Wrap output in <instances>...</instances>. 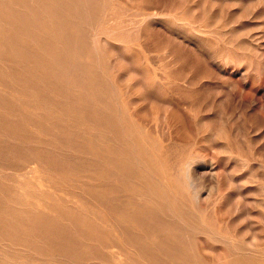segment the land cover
<instances>
[{"label":"rangeland","instance_id":"1","mask_svg":"<svg viewBox=\"0 0 264 264\" xmlns=\"http://www.w3.org/2000/svg\"><path fill=\"white\" fill-rule=\"evenodd\" d=\"M57 1L60 3L57 2L50 9L61 23L55 38L51 30L43 31L34 24H40L39 20L32 22L31 15L42 10L37 6V0H20L19 5L14 7L15 12L26 18L28 24L25 26L26 33L19 37L18 43L23 52L19 55L28 57L24 55L25 52L31 53L29 57L35 63L26 64L18 58V61L7 62L5 56L0 55V70L3 72L0 75V228L8 235L14 232L20 236L29 233V228L36 225L34 217L48 220L58 225L60 230V243H51L56 245L51 247L54 263L103 264L99 261L103 256L99 254L98 244H110V240L116 239L115 236L99 237V243L86 241V237L78 233L80 225L77 224L82 222L83 217L73 212L77 210L91 218L100 212L98 187L101 183L97 156L101 148L98 113L102 104L105 105L108 132L112 138L110 145L115 154L110 173L113 169L115 171L103 183L108 187V207L119 208L116 210L118 215H131L132 219L135 218V225L143 227L144 221L148 218L151 220L157 214L153 206L151 212L146 210V201L137 200L140 194L138 181L128 179L138 174L136 163L144 145L135 144L145 136V142L147 139L152 146V142L165 141L169 144L170 140H176L175 146H170L173 153L201 142L199 145L207 148L204 155L209 158H213L218 153L219 145H222L225 153L218 155L220 160L231 168L244 169L245 181L255 182L248 186L263 203V207L255 213L264 216V0ZM90 1H93L92 6ZM10 9L13 10L10 7L9 12ZM50 20L49 17L46 22ZM8 23L18 25L13 21ZM1 25H4L3 22ZM67 30L79 42L77 49L70 47L62 37ZM32 38L37 42H32ZM41 45H48L58 55L64 51L67 56L52 61L42 55ZM66 49H73L72 53L68 54ZM61 60L64 61L60 65ZM64 72L70 77L64 79ZM156 113L159 128L154 131L152 122ZM167 122L172 128L168 129L165 125ZM123 126L129 127L132 136L120 133ZM142 128L148 130L142 131ZM147 131L151 135H146ZM205 140L209 143H205ZM110 145L108 150L111 149ZM253 148L259 150L257 159L252 155ZM193 150L197 151V148ZM36 157L43 162L39 160L40 169L37 165H31L38 171L30 175L26 173L27 169L18 171ZM164 161L167 162L166 157ZM43 165L51 166L56 172H43ZM250 166L258 171H249ZM254 174L258 179L255 180ZM41 183L42 187L37 186ZM210 184L209 180H205L206 187ZM130 186L131 189L128 188ZM39 188L45 193L37 195ZM129 189L132 193L128 192ZM127 193L133 194L134 207L127 205ZM26 194L37 196L40 206L50 207L57 213L65 212L69 217L64 214L60 220L46 209L45 212L50 215L41 213V208L30 202ZM57 195L62 198L55 199L59 198ZM206 215L201 225L207 226V230L216 231L215 223L209 214ZM175 222L169 224L173 226L168 225V230L173 228L174 234L199 232L197 222L196 225L193 222L189 225ZM146 225H149V232L136 231L134 246L137 251L144 252L124 247L121 251L123 256L120 257L123 264H146V242L142 241L147 239L152 242L157 237L156 224ZM169 238H164L167 244L161 241L153 246L158 250L155 252L157 255H191L199 260L206 255L201 240L194 239L191 244L190 241L182 240L184 242L181 243L178 238ZM20 244L10 237L1 236V260L5 258L4 262L8 264H31L36 258H51L45 254L36 255V251ZM63 248L67 251H62ZM166 250L171 253L167 255ZM216 255H222V252L217 251L214 253ZM263 255V251L255 254L259 258ZM251 257L241 253L240 264H244L243 260L248 264ZM254 263L264 264L259 260Z\"/></svg>","mask_w":264,"mask_h":264},{"label":"bare ground","instance_id":"2","mask_svg":"<svg viewBox=\"0 0 264 264\" xmlns=\"http://www.w3.org/2000/svg\"><path fill=\"white\" fill-rule=\"evenodd\" d=\"M57 2H58L57 0H55V1L54 0H37V2H36L37 6L42 7L41 13L40 12H37L36 14L33 13L31 15L33 17V20L30 19V20H32V22L35 19L39 20L40 24H36L34 22L33 23L35 25L39 26L40 29H42L43 31L45 29L51 30V35L54 38H55L56 30H58L60 28L61 23H59V21H58L60 18L56 17V15L54 17V14L52 13V11H50V9ZM92 2H91V6H92ZM19 3H20V0H0V55L5 56V61H7V62L10 60H12V61L17 60L18 61V59H21V61L24 60V62L26 64L29 62L35 63V60H33L32 57H29L31 53L25 52L24 55H26L28 57H22L19 55L20 52H22V50L20 49V45H19L20 43H18V41L20 38H22L21 34L26 33L27 28H25V26L28 25L26 23V20H25L26 18L24 19L22 17V15H18L15 12L14 7L19 5ZM58 3H60V2H58ZM10 7H12L13 10L10 9L11 11L9 12L8 9ZM86 10L88 11V9H86ZM158 14H160V13H158ZM49 17L51 20L49 22H46V19H49ZM7 21H13L14 23H17L18 25L17 26L9 25V23L7 24ZM1 22H3L4 25H1ZM128 24H130V23H128ZM131 24H133V23L131 22ZM5 25H8V27L6 28ZM6 32H7V34H6ZM64 32H65V34H64L65 36H62V37H64L67 40L66 43L69 44L70 47L77 49L79 46V42H76L75 39L70 36L69 33H71V32L69 30L64 31ZM142 33L143 32H141V35H142ZM144 37L145 36L143 34V38ZM31 41L37 42V40L35 38H32ZM38 48H40V47H38ZM41 51H42V55L44 54L45 56H47L52 61L54 59H56L57 57L67 56L64 53V51H61L59 55L55 54V50H50L48 45H41ZM71 51L66 49V52L68 54H71L72 53ZM88 52H91V51L89 50ZM153 53H155V52H153ZM22 54H23V52L21 53V55ZM96 56H98V53ZM16 58H18V59H16ZM27 58H29V59L26 60ZM62 61H64V60L60 61V63H59L60 65L62 64ZM0 73H1L0 75L2 76L3 75L2 70H0ZM64 76H65L64 79H66V77H70V75L66 72H64ZM61 77H63V76H61ZM158 77L163 78L162 75H159ZM93 83L94 82H92V84ZM173 92H174V90H173ZM102 103L103 102H101V104ZM104 107H105V105L102 104V106H100L99 113H98V132H99V140L101 142V148H100V150H98L99 152H98V156H97V170H98V174H99V181L101 183L100 186L98 187L99 195H100L99 196V198H100V200H99V203H100L99 204V207H100L99 211L100 212L97 216L95 215L93 218H91L90 216L84 215L82 212H79L77 210L73 211L75 214L83 217L82 222L80 224H77V225L78 226L80 225L79 226L80 231L78 230L79 235L85 236L86 241L91 240L93 242L97 241L99 243V240L101 241V239L99 237H105V236H108L111 234L115 236V238H116L115 240L109 239L110 242L112 241L110 244H106L104 242H100L98 244L99 245L98 249L101 252L99 254H102V256H103L102 260H99V261H101L103 264H123L120 257L123 256L121 251H123L124 247H127V248L129 247L128 249H130V247H131V248H134L136 250V248L134 247L136 244L135 241L137 239L136 238V236H137L136 231L137 232H143L144 230H146L145 232H149L147 230V229H149L148 228L149 225H146V224H151V223L154 224L155 223L156 224V236L158 238L152 237V239L154 238V240L152 242L147 241V239L144 241L139 240V241H142L144 243L146 242V244H145L146 246L144 245L146 247V254H145L146 255V264H240L241 262H240L239 256L241 253L242 254H248V255L252 256L249 260V263H251V264H255L254 263L255 260H259L260 262H264V255L260 258L258 256H255V254L259 253L260 251L264 252V216L261 217L255 213V211L258 210V208H260L261 206L263 207V203L259 198H257V196L253 195V193H252L253 190L248 186V184H252L255 182L252 180L251 181H245V174L243 172L244 169L237 170V169L231 168L228 164H226L225 162L220 160L218 155L225 153L224 152L225 150H223L222 145H219L218 153L215 154L213 158H209L207 155H204L207 148L202 146V145L200 146L199 144L201 142L195 143L191 147L192 149L183 147L179 151L173 153V151L170 150V148H171L170 146L173 147V145L175 144L174 142L176 140L173 142H172L173 139L170 140L169 144L165 143V141L164 142L159 141L158 143H156L157 145L151 141L153 144V146H152L147 139L145 142V140H144L145 136H144V138L140 137V140L138 142H136V144H135L136 146L139 145L137 143H143V145H144V147L140 150V153H139V154H141V156L138 154V156H139L138 161H137L138 163H136L137 164V172L136 173H138V174H136V177L128 178V179H134V180L138 181V183H137V184H139L138 192H140V194H139L137 200H143V202L146 201L145 202L146 203V210L149 209V211H150V209H152L151 206H153V208L156 210L157 214L155 216L153 215V218H151V220H149L150 218H148V220L144 221L145 223L142 225L143 227H140V226L135 225V221H134L135 218L132 219L131 215H130L131 217L129 215L128 216H122L121 214L118 215L116 210L119 208H117L115 210L111 205V207L109 206L110 208H112L110 210L108 207L107 199H106L108 187H106L107 184H105L103 182H105V179H107L109 176H111L113 174L114 169L111 170V173H110V169L114 165L115 154L112 153L113 149H112V146L110 145L112 138L110 137L109 132H108L109 124L107 121V114L105 112ZM158 120H159L158 115L156 113L154 116L153 122H152V125H154L153 126L154 131H157L159 128V125H158L159 121ZM152 125H151V128H152ZM165 125L168 127V129L172 128V126L170 127L169 122L165 123ZM146 130H148V129L143 130V128H142V131H146ZM120 133L121 134H127L128 133L129 134L128 137L132 136V133H131L129 127H126V126L120 127ZM148 133H150L149 135H151V132H148V131L146 132V135H148ZM203 137H204V135H203ZM203 137H201V138H203ZM164 143L167 145H165ZM177 143H179V142H177ZM205 143H209V142L205 140ZM212 143H213V140H212ZM171 144H173V145H171ZM182 144H184V143H182ZM108 145L111 146V149L109 148V150H108ZM176 145H178V144H176ZM132 147L133 146H131V148ZM194 148H197V151H194L193 150ZM171 153H173V154L171 155ZM110 155H112V156H110ZM166 155H168V157ZM252 155L254 158L257 159L258 158L257 156H259V150L257 148H253L252 149ZM35 156H36V154H35ZM163 157H164V160L166 157L167 162L163 160ZM23 159L25 161V158H23ZM246 159H249V158H246ZM39 160L41 161L40 158L36 157L35 159H32L29 162H26V164L23 167H21L18 171L21 172V171L27 169L26 173L29 175L33 172L38 171L39 166L41 167ZM24 161H23V163H24ZM257 161H259V160H257ZM42 164H43V162H42ZM31 165H37L38 168H35ZM42 168L43 169H41V170L43 172H46L47 174H51L52 173L51 171L56 172L55 169L51 168V166H44L43 165ZM135 168L134 169L132 168V169L135 170ZM255 168H256V166H255ZM255 168L250 166V168L248 170L251 172H252V170H253V172H254V170L258 171ZM132 172H130V173H132ZM21 175H23V174H21ZM131 176H132V174H131ZM253 176L255 177V180L258 179V177L255 174ZM205 180L210 181V183H211L210 186L206 187L204 185ZM41 181H42V179H41ZM259 181H260V179H259ZM13 182H15V181H13ZM37 186L42 187L43 184L42 183L37 184ZM126 187H127V184H126ZM128 188L131 189V186ZM16 189H18V188H16ZM130 189L128 191L129 193L131 192ZM20 192H22V191H20ZM39 193L44 194L45 192L42 191L41 188H39L37 190V195ZM46 193H47V190H46ZM22 194L23 193H21V195ZM48 195H51V194L48 193ZM132 195L133 194L130 195L128 193L125 195L128 199V200L126 199L127 205L134 203L132 200H135V198ZM26 196H28L30 198V200H29L30 202L34 203V205L41 208V213L50 215L49 213L45 212V209H46V210H48V212L51 213V215H53V214L57 215V216H55L57 218L62 217L64 214H65L64 216H66L65 212L57 213L56 211L51 210L52 208H50V207L40 206L39 201H38L39 198L37 196L34 197L33 195H28V194H26ZM51 197H54V196H51ZM61 198L59 197V198H55V199L58 200ZM250 198H251V201H249ZM145 203H144V205H145ZM115 204H117V203H115ZM74 205L77 206L78 204L77 205L74 204ZM120 205H122V204H120ZM141 205L142 204H140V206ZM64 206H66V205H64ZM123 206H124V204H123ZM125 207H123V208H125ZM133 207H134V205H133ZM66 209H68V208H66ZM62 211H64V210H62ZM119 211H121V210H119ZM126 211H127V209H126ZM129 211H130V209H129ZM144 211H145V209H144ZM154 211L152 212L153 214L155 213ZM28 212H29V210H28ZM66 212H68V210ZM127 212H124V213L126 214ZM206 214H209V216L211 217V220H213V222L215 223V225L217 227L216 231L212 232V230L206 229L207 226L203 227L201 225V223L203 222V219L207 216ZM146 216H148V212H147ZM164 216H167V218H165ZM14 217L17 218L18 216L14 215ZM48 217H50V216H48ZM66 217H69V215ZM139 217H141V216H139ZM37 220H39V221H37ZM60 220H61V218H60ZM163 220H165V221H163ZM195 220H198L200 222L198 223ZM16 221L18 222L17 219H16ZM85 221H87V222H85ZM174 221H176L175 223H177V224L184 223V225H187V224L189 225L190 222L191 223L193 222L194 223L193 225H196L195 222H197V228H198L199 232L196 234H192L189 232L188 233L183 232L180 235H178V233L176 232L177 234L176 233L174 234L172 231L173 228L170 227L171 231L168 230L169 226H173V225H169V224H171ZM34 223L36 224L35 226H31V227L29 226L30 227L29 231H28L29 233L23 234L20 236L16 235L14 232H12V234L10 233L8 235L5 233V231H3L2 228H0V237L1 236L4 238L10 237L13 242L21 243V244H23L22 246H26L30 250L38 252V253L34 252L36 255L37 254L38 255H44L45 254L44 256H50L51 257L50 259L49 258L33 259L32 260L33 262L32 263L30 262L31 264H62L61 261H56L55 263L53 262L54 261L53 260L54 256L52 254L53 248H51L52 246H56V245L51 244V243H53V242H56V243L59 242L60 243V241H61L59 239V233H60L59 226L56 224H53V223H49L48 220L45 221L39 217H34ZM55 223H57V222H55ZM137 224H140V223H137ZM205 225H206V223H205ZM153 227H155V225H153ZM177 229H180V228L177 227ZM186 230H187V228H186ZM76 234H77V232H76ZM153 235H155V234H153ZM169 236L171 238H173L174 240H175V238L180 239L181 243L184 241H186V242L190 241L192 244V241H194V239L201 240L203 243L202 244V247H203L202 250L206 254L205 257L202 258V260H199L196 257H193L191 255L190 256L189 255L184 256L182 254H177V255L174 254L172 256H164V257H161L162 255L159 256V254L157 255L155 252L158 250H155L153 246L156 243L159 244V243L165 242L164 238L167 239V238H169ZM171 238H169V240H171ZM182 240H184V241H182ZM104 241H105V238H104ZM190 242H188V243H190ZM188 243H186V244H188ZM39 244H42V246ZM168 244H169V242H168ZM172 244H173V242H172ZM175 244L176 243H174L173 245H175ZM46 245H48L49 247L48 248L44 247ZM190 245H189V248H192ZM37 246L44 247V248L43 249H36V248H39ZM67 247H69V246H67ZM168 247H172V246L168 245ZM161 248H163V246ZM181 248H180V253L183 252V251H181ZM93 249H94V247H93ZM158 249H160V248H158ZM62 251H67V249L63 248ZM139 251H137V252H139ZM161 251H160V253H161ZM217 251H221L222 255L214 256V253H216ZM127 252H126V254H127ZM143 252H144V250H143ZM143 252H141V253H143ZM166 252H167L166 254L168 255V253L170 251L166 250ZM18 255H19V253H18ZM67 255H69V254H67ZM14 256L12 255L11 257H14ZM6 257H7V253H6ZM68 257H70V256H68ZM139 257H141V256H139ZM246 257H247V255H246ZM15 258H17V257H15ZM61 258L63 259V257H61ZM77 258L79 259L80 257H77ZM81 258L83 260V257H81ZM129 258H130V256H129ZM131 258H132V256H131ZM1 259L2 258L0 257V264H8L9 263V262L8 263L4 262L5 258L3 259V261ZM20 259H23V258H20ZM13 260H15V259H13ZM94 260L95 259H93V261ZM124 260H126V259H124ZM243 262H244V264L247 263L244 260H243ZM20 263H23V262H20ZM15 264H18V263H15ZM26 264H28V263H26ZM135 264H136V262H135ZM139 264H140V262H139Z\"/></svg>","mask_w":264,"mask_h":264}]
</instances>
